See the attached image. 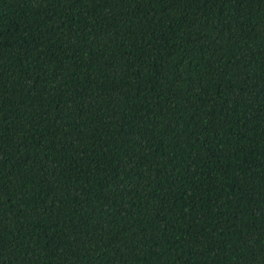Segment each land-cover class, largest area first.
I'll return each instance as SVG.
<instances>
[{"label":"trees","instance_id":"1","mask_svg":"<svg viewBox=\"0 0 264 264\" xmlns=\"http://www.w3.org/2000/svg\"><path fill=\"white\" fill-rule=\"evenodd\" d=\"M0 264H264V0H0Z\"/></svg>","mask_w":264,"mask_h":264}]
</instances>
